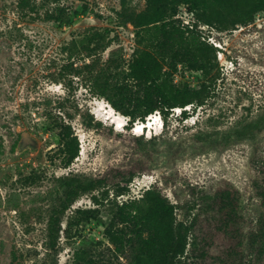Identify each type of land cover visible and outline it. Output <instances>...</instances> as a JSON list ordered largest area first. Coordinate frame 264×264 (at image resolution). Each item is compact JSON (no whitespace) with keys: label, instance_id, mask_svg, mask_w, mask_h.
Segmentation results:
<instances>
[{"label":"rangeland","instance_id":"374dc122","mask_svg":"<svg viewBox=\"0 0 264 264\" xmlns=\"http://www.w3.org/2000/svg\"><path fill=\"white\" fill-rule=\"evenodd\" d=\"M19 1L0 0V264H87L77 256L81 250L93 258L92 264H131L105 234L111 218L105 207L81 220L70 237L63 232L58 254L46 249L44 241L50 209L62 190L57 177L100 176L136 162L147 168L139 170L119 201L156 186L172 203H180L176 213L184 220L185 214L191 218L200 211L204 194L232 191L236 213L228 204L223 208V201L211 210L210 221L217 226L211 224L209 254L226 257L234 246L241 254L251 250L250 229L264 231V12L226 32L201 26L219 48L211 96L202 105L171 110L156 136L138 137L131 127L142 121H129L93 92L86 68L76 75L64 66L71 52L78 67L93 59L81 51L96 28L112 39L95 55L97 65L114 57L122 63L119 71H127L137 28L120 20L121 0H28L24 8ZM129 3L137 11L149 7L148 0ZM178 9L183 22L192 19L186 3ZM51 13L58 18H48ZM73 39L78 47L69 50ZM174 77L175 83L194 88L204 79L183 64ZM57 116L72 123L80 140V154L68 167L59 150ZM205 199L208 207L210 199ZM97 206L91 193L84 194L67 215ZM259 238L254 264H264ZM15 249L23 255L20 261H13ZM213 261L206 256L192 264H218Z\"/></svg>","mask_w":264,"mask_h":264},{"label":"trees","instance_id":"16d2710c","mask_svg":"<svg viewBox=\"0 0 264 264\" xmlns=\"http://www.w3.org/2000/svg\"><path fill=\"white\" fill-rule=\"evenodd\" d=\"M148 1L147 9L137 11L129 0H121V9L118 11L120 20L124 24L132 23L137 28V46L127 71H119L122 63L114 57L97 65L95 55L98 50H105L112 39L96 28H92L86 36L81 51V54L93 59L78 67L70 51L69 60L64 65L76 75L86 68L90 73L91 90L108 100L114 109L128 116L131 122L147 121V117L157 111L166 120L174 108L204 104L211 96L219 75V48L207 39L200 27L207 25L226 32L239 24L253 22L256 13L264 12V0ZM183 2L193 14L186 23L177 16L178 7ZM27 4L28 0L19 1L21 8ZM47 17L58 18L54 13ZM73 47H78L77 39H73L67 49L72 50ZM180 64L202 73L204 79L199 87L194 88L187 82L175 83L174 76ZM182 113L186 116V108ZM56 124L59 127L60 154L64 166L68 167L80 154V140L70 121L57 116ZM134 135L142 137L141 134ZM146 168V165L136 162L114 167L100 176L68 173L57 177L62 190L50 209L44 247L58 254L62 233L70 237L73 228L81 220L91 218L101 207H105L111 215L105 234L131 264H192L206 256L218 264L220 262H216L217 259H222L224 264H247L248 261L254 264L253 258L258 254L255 244L259 237H263L264 248V231L260 233L259 229L252 228L249 231L251 250L241 254V250L234 246L226 257L209 254L208 245L212 243L213 231L211 224L217 226L216 221H210L213 215L211 210L223 201V208L228 204L236 213V197H233L232 191L204 194L210 199L208 207L203 196L198 201L200 211L191 218L185 214L184 220H179L176 213L180 203H172L156 186L146 189L140 197L119 201L118 196L128 190L127 185L134 176ZM121 182H126V185H121ZM109 184L115 186L114 191L111 192ZM96 190L99 193H95ZM88 193L92 194V200L98 206L78 208L75 214L67 215L74 202ZM215 196L216 202L213 201ZM199 203L195 202L192 208H197ZM66 216L67 225L63 227ZM21 256L20 251L15 249L13 261H20ZM77 256L80 261L92 264L93 258L87 251H78Z\"/></svg>","mask_w":264,"mask_h":264},{"label":"bare ground","instance_id":"6f19581e","mask_svg":"<svg viewBox=\"0 0 264 264\" xmlns=\"http://www.w3.org/2000/svg\"><path fill=\"white\" fill-rule=\"evenodd\" d=\"M104 102V101H103ZM106 102V101H105ZM109 104V103H108ZM111 109H113V110H115L113 107H111ZM110 110V109H109ZM117 112V111H116ZM111 114V113H110ZM120 115V114H119ZM115 117V116H114ZM125 117H127V116H125ZM103 118V117H102ZM114 119V118H113ZM150 120H152V118L150 119ZM116 121V120H115ZM120 121V120H119ZM119 121H117V122H119ZM122 122V121H121ZM144 122H146V121H144ZM139 124H141V122H139ZM154 125V123H151V127ZM146 127H147V125L144 123L143 125H141V126H138L136 129H135V131L133 132V133H135V134H145V131H146ZM142 130V131H141ZM143 130H144V132H143ZM141 132V133H140ZM143 132V133H142ZM148 136V135H147Z\"/></svg>","mask_w":264,"mask_h":264},{"label":"clouds","instance_id":"9594fccd","mask_svg":"<svg viewBox=\"0 0 264 264\" xmlns=\"http://www.w3.org/2000/svg\"><path fill=\"white\" fill-rule=\"evenodd\" d=\"M180 110H181V108H180ZM183 111V110H182ZM156 115H157V112H156ZM159 122H160V125H161V128H162V123H163V119H162V114L161 113H159ZM143 123V122H142ZM135 124V123H134ZM136 125V124H135ZM132 128V127H131ZM133 131V130H132Z\"/></svg>","mask_w":264,"mask_h":264},{"label":"built area","instance_id":"2783aa9c","mask_svg":"<svg viewBox=\"0 0 264 264\" xmlns=\"http://www.w3.org/2000/svg\"><path fill=\"white\" fill-rule=\"evenodd\" d=\"M213 42H214V44H216V45L218 44V43H216V42H217L216 40H214ZM178 108H180V107H177V109H178ZM174 109H175V108H174Z\"/></svg>","mask_w":264,"mask_h":264},{"label":"water","instance_id":"95a60500","mask_svg":"<svg viewBox=\"0 0 264 264\" xmlns=\"http://www.w3.org/2000/svg\"><path fill=\"white\" fill-rule=\"evenodd\" d=\"M144 123H146V122H144Z\"/></svg>","mask_w":264,"mask_h":264}]
</instances>
